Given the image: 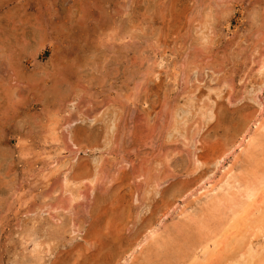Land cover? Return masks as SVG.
Returning <instances> with one entry per match:
<instances>
[{"label": "rangeland", "instance_id": "374dc122", "mask_svg": "<svg viewBox=\"0 0 264 264\" xmlns=\"http://www.w3.org/2000/svg\"><path fill=\"white\" fill-rule=\"evenodd\" d=\"M1 22L0 264L166 260L161 242L177 248V228L229 187L263 121L264 0H0ZM91 126L96 147L79 150L75 128Z\"/></svg>", "mask_w": 264, "mask_h": 264}, {"label": "bare ground", "instance_id": "6f19581e", "mask_svg": "<svg viewBox=\"0 0 264 264\" xmlns=\"http://www.w3.org/2000/svg\"><path fill=\"white\" fill-rule=\"evenodd\" d=\"M151 7V6H150ZM226 8V7H225ZM227 9V8H226ZM88 15V14H87ZM219 15V14H217ZM82 16V15H81ZM10 17V16H9ZM213 17V16H212ZM85 18V17H84ZM206 19V18H205ZM17 21V20H16ZM206 21V20H205ZM209 21V19H208ZM4 22V21H2ZM2 22L0 24V33H1V38L2 39L0 41V50L2 53V50H4L8 45H7V41L12 37L11 35H9V33L5 32V26L2 25ZM207 22V21H206ZM14 23V21H13ZM16 24V23H15ZM13 25V29L14 26ZM45 24V23H44ZM56 24V23H55ZM202 24V23H201ZM9 25V24H8ZM18 25V24H16ZM39 25V24H38ZM81 25V24H80ZM204 25V24H203ZM210 25V24H209ZM10 26V25H9ZM70 26V25H69ZM8 27V26H7ZM16 27V26H15ZM54 27V26H53ZM204 27V26H203ZM18 28V26H17ZM20 28V27H19ZM136 28V27H135ZM208 28V27H207ZM208 30V29H207ZM14 31V30H13ZM12 31V32H13ZM18 31V30H17ZM15 31V32H17ZM14 32L15 38L13 37V39L15 40L14 43L16 45H20L21 47L24 45L23 42H21L18 38H17V34ZM147 32V31H146ZM130 33V32H129ZM13 35V34H12ZM13 35V36H14ZM11 36V37H10ZM189 37V36H188ZM202 37V36H201ZM209 39V38H208ZM26 40V39H25ZM199 40V39H198ZM10 41V40H9ZM212 41V40H211ZM101 42V41H100ZM9 43V42H8ZM208 43V42H207ZM12 44V43H11ZM131 44V43H130ZM15 46V45H14ZM12 47V46H11ZM124 47V46H123ZM184 47V45H183ZM9 48V47H8ZM19 48V47H18ZM7 49V48H6ZM12 50H14L13 48H10ZM9 50V49H8ZM15 50H17L15 48ZM21 51V50H20ZM5 51H3L4 53ZM12 52V51H11ZM123 52V51H122ZM6 53H8V51H6ZM16 53V52H15ZM18 53V52H17ZM16 53V54H17ZM23 53V52H22ZM5 54V53H4ZM11 54V53H10ZM9 54V55H10ZM3 55V54H2ZM1 56V55H0ZM6 56H8L6 54ZM11 56V55H10ZM12 57V56H11ZM70 58V57H69ZM3 59V58H2ZM9 59V58H8ZM13 59V58H12ZM72 59V58H71ZM75 59V58H74ZM91 59V58H89ZM264 59V58H263ZM14 60V59H13ZM19 60V59H18ZM61 60V59H60ZM70 60V59H69ZM76 60V59H75ZM16 61V60H15ZM185 61V60H184ZM1 62V60H0ZM3 62V60H2ZM1 62V64H3ZM4 62L5 59H4ZM8 62V60H7ZM6 62V63H7ZM12 62V61H10ZM10 62H8L9 64H11ZM186 62V61H185ZM7 63V64H8ZM62 63H64L62 61ZM190 63H192V60H190ZM0 64V65H1ZM185 64V63H184ZM196 65V63H194ZM178 65V64H177ZM190 66V65H189ZM192 66V65H191ZM66 67V65H65ZM72 68V67H71ZM263 68V69H262ZM70 69V68H69ZM39 70V69H38ZM184 70V69H183ZM261 70H264V62L261 66ZM65 71V70H64ZM36 72V71H35ZM57 72V70H56ZM67 72H69L67 70ZM151 72V71H150ZM215 72V71H214ZM4 74V73H2ZM98 74V73H97ZM149 74V73H148ZM155 74V73H154ZM1 75V73H0ZM31 75V74H30ZM39 75V74H38ZM37 75V76H38ZM3 76V75H1ZM0 76V77H1ZM41 77V76H40ZM39 77V78H40ZM3 78V77H2ZM31 78V77H30ZM63 78V77H62ZM67 78V77H66ZM59 79V78H58ZM152 79V78H151ZM220 79V77H219ZM3 80H5L3 78ZM38 80V79H37ZM55 80V79H54ZM61 80V79H60ZM188 80V79H187ZM186 80V81H187ZM42 81V80H41ZM64 81V80H63ZM66 82V81H64ZM68 82V81H67ZM57 83V82H56ZM72 83V82H71ZM223 83V82H222ZM4 84V83H3ZM55 84V82L53 83ZM59 84V82H58ZM63 84V83H62ZM65 84V83H64ZM82 84V83H81ZM197 84V83H195ZM70 85V83H69ZM198 85V84H197ZM5 86V84L3 85ZM68 86V85H67ZM71 86V85H70ZM73 86V85H72ZM222 86V84H221ZM12 87V86H11ZM36 87V86H34ZM66 87V86H65ZM216 87V85H215ZM214 87V88H215ZM223 87V86H222ZM221 87V88H222ZM62 88V87H60ZM69 88V87H68ZM67 88V89H68ZM190 88V87H189ZM196 88H198L196 86ZM220 88V87H219ZM1 89V88H0ZM64 89V88H62ZM135 89V88H134ZM218 89V88H217ZM2 90V89H1ZM12 90V89H11ZM60 90V89H59ZM70 90V89H69ZM75 90V89H73ZM195 89H193L194 91ZM4 91H6V86ZM61 91V90H60ZM72 91V90H71ZM220 91V90H219ZM64 92V91H63ZM74 92V91H73ZM82 92V91H81ZM145 92V91H144ZM143 92V93H144ZM191 92V90L189 91ZM0 93H4V92H0ZM8 92H5V94ZM55 93V92H54ZM90 93V92H89ZM9 94V93H8ZM145 94V93H144ZM143 94V95H144ZM137 95V94H136ZM220 95V94H218ZM2 96V95H1ZM3 96H5L3 94ZM45 96V95H44ZM76 95L74 94V97ZM128 100H132V96H128L126 95ZM7 97V96H6ZM5 97V98H6ZM145 97V96H144ZM142 98L141 103H146L147 97ZM11 98V97H10ZM41 98V97H40ZM44 99V97H42ZM41 98V99H42ZM70 98V97H69ZM136 98V97H135ZM138 99V98H137ZM140 99V98H139ZM64 100V98H63ZM74 100V99H73ZM54 101V100H53ZM68 101V100H67ZM117 101V100H116ZM120 101V99H119ZM133 101V100H132ZM18 102V101H17ZM60 102V101H59ZM139 102V101H138ZM82 103V102H81ZM110 103V102H109ZM121 103V104H120ZM115 102L112 105L113 108H116V105L120 104L123 105L122 102ZM207 103V102H206ZM12 104V103H11ZM62 104V103H61ZM106 104V103H105ZM220 104V103H219ZM10 105V104H9ZM65 105V104H64ZM80 105V104H79ZM205 106V105H204ZM207 106V104H206ZM219 106V105H218ZM70 107V106H69ZM60 108V107H59ZM111 108V107H110ZM109 107L107 108L108 110L110 109ZM203 108V107H202ZM212 108V107H209ZM107 109H105L102 113L101 112H95L93 110V112H95V114H93L95 121H104L108 116L107 114ZM186 110V109H185ZM211 110V109H209ZM217 110V109H216ZM111 113H114V109L111 108V110H109ZM118 111V109H117ZM117 111L115 112L117 114ZM174 111V110H173ZM89 112V111H87ZM91 113H93L92 111H90ZM121 112V111H120ZM176 112V111H175ZM81 113V111H80ZM99 113H101L99 115ZM110 113V114H111ZM201 113V112H200ZM90 114V113H89ZM88 114V115H89ZM223 114V113H222ZM87 115V113H86ZM205 115V114H204ZM218 116V115H216ZM81 117H84V114H81ZM118 117V115H117ZM175 116H173L174 118ZM88 118V117H87ZM112 117H110V119H108V121L111 120ZM69 123L70 121H72L71 116L66 118ZM82 119V118H81ZM119 119V118H118ZM178 119V118H177ZM190 119V117H189ZM243 119V117L241 118ZM74 120V119H73ZM263 120V121H262ZM262 122L257 125V127L254 129L253 132H257L256 135L255 133H252V137L249 140V143H247V145L250 147V149L247 148V151L245 153L246 156H248L245 164H244V168L240 169V173L236 176V178L233 180V182L231 184H229V187L222 190L220 193L218 194H214V196H212V198H210L205 204L204 206L201 208V210L199 211V213H197L194 216H190L191 217V222L186 224V223H182L183 224V228L182 225L177 228V235L175 236H179L178 239H180V235H179V230L182 233L183 239L181 238L179 242L180 245H177V248H175L174 250H172L171 246L172 243L170 244L167 240H165V242H161V250L164 252L163 255H165V259L163 261L160 262H156L157 264H180L181 261H186L189 260V264H264V118H262ZM107 121V123H108ZM171 121V120H170ZM176 121V120H175ZM183 121V119H182ZM98 122V123H99ZM105 122V121H104ZM112 122V121H111ZM116 122V121H115ZM177 123V122H176ZM215 123V122H214ZM95 124V123H94ZM172 124V123H171ZM171 124H169L171 126ZM90 125V124H89ZM108 126V128L111 126L110 123L106 124ZM116 125V124H115ZM168 125V124H167ZM168 125V126H169ZM220 125V124H219ZM72 126V125H71ZM118 126V125H116ZM180 127V126H177ZM104 128V127H103ZM181 128V127H180ZM183 128V127H182ZM181 128V129H182ZM80 129V128H79ZM97 128L95 126H91L89 128H85L83 133H80L79 130H77V128H75L76 131L74 136H76V140L78 145L79 150L82 149H86L87 148H93L96 147L93 143V139L98 138V136L96 137V135H98L97 131H96V135H95V131ZM185 129V128H184ZM191 129V128H190ZM117 130V129H116ZM179 130V128H178ZM183 130V129H182ZM186 130V129H185ZM200 130V129H199ZM100 131V130H99ZM181 131V130H180ZM260 131V132H259ZM114 132V131H113ZM177 132V130H176ZM184 132V131H183ZM1 133V132H0ZM182 133V132H181ZM185 133V132H184ZM183 134V133H182ZM169 135V134H168ZM188 135V134H187ZM177 136V135H176ZM116 137V136H115ZM170 137V136H169ZM72 138V137H71ZM185 138H186V134H185ZM187 138H189V136H187ZM191 138V137H190ZM4 139V138H3ZM169 139V138H168ZM193 139V138H192ZM107 140V139H106ZM166 140V139H165ZM115 141V140H114ZM168 141V140H167ZM186 142V141H185ZM248 142V141H247ZM97 144V143H96ZM106 144V143H105ZM108 146V145H107ZM94 149V148H93ZM98 149V147H97ZM92 150V149H91ZM171 150V149H170ZM169 150V151H170ZM182 151V150H181ZM115 152V151H113ZM221 156L218 155L217 157H214V160L216 158H219ZM239 159V156H237ZM246 159V157L244 158ZM177 160V159H176ZM198 164L202 163V164H207L208 161L207 160H200V159H196ZM196 160H194V162H196ZM113 162V161H112ZM155 162V161H154ZM193 162V161H192ZM196 162V163H197ZM118 163V162H116ZM77 164V163H76ZM89 164V163H88ZM91 164V163H90ZM194 163H192L193 165ZM197 164V165H198ZM70 165V164H69ZM156 165V164H155ZM166 165V164H165ZM79 166V165H78ZM168 166V165H167ZM174 166V165H173ZM175 167V166H174ZM80 168V167H79ZM87 168V166L85 167ZM89 169V168H88ZM170 169V168H169ZM168 169V170H169ZM196 170V165H193L192 168H189V170ZM229 170H232V168L230 167ZM71 171V170H70ZM86 171V170H85ZM84 171V172H85ZM90 172L92 171L91 169L89 170ZM95 171V169H94ZM102 171V169L100 170ZM81 172V171H80ZM119 172V171H118ZM94 172H92L93 174ZM117 173V172H116ZM187 173V172H186ZM192 173V172H191ZM64 174V173H63ZM76 174V173H75ZM80 174V173H79ZM83 174V173H82ZM80 174V175H82ZM90 174L88 173V176ZM94 175V174H93ZM97 174H95L94 176H92L91 178V182H93V179H97L98 177H96ZM102 175V174H101ZM108 175V174H107ZM140 175H145L146 177V183L145 186L146 187H150L149 185L151 184V186L153 185V182L155 179L151 180L150 174H148L147 171H140L136 177L140 176ZM163 175V174H162ZM69 176V175H67ZM105 176V175H104ZM110 176V175H109ZM96 177V178H95ZM144 177V178H145ZM150 177V179H149ZM65 178V177H64ZM89 178V177H88ZM102 178V177H101ZM153 178V177H152ZM155 178V177H154ZM76 179V178H73ZM79 180V179H78ZM71 180L67 178H65V186L67 183H69ZM90 181V180H89ZM96 181V180H95ZM64 182V181H62ZM73 182V181H72ZM98 182V181H97ZM95 183V182H94ZM76 184V183H75ZM102 184V183H101ZM156 184V183H154ZM73 185V184H72ZM144 185V184H143ZM76 186V185H75ZM83 186V185H82ZM92 186V185H91ZM101 186V185H100ZM104 186V185H103ZM155 186V185H154ZM158 186V185H157ZM175 184H171L170 187H168V190H172L174 188ZM77 187V186H76ZM87 186H85L86 188ZM90 187V186H89ZM67 188V187H65ZM92 187H90L89 189H91ZM95 187H93L94 189ZM107 188V187H106ZM87 189V188H86ZM96 189V188H95ZM146 190L143 191L145 192V194L149 191V188H145ZM158 189V188H157ZM156 189V190H157ZM144 190V189H143ZM151 190V189H150ZM68 191V190H67ZM82 191V190H81ZM80 191V192H81ZM116 191V190H114ZM147 191V192H146ZM171 191V192H172ZM69 192V191H68ZM78 192V191H77ZM79 192V194H80ZM106 192V191H105ZM157 192V191H156ZM170 192V191H169ZM74 195L76 196L77 193L73 192ZM113 193V192H112ZM72 194V193H71ZM82 195V193H81ZM170 195V194H169ZM73 196V195H72ZM74 196V197H75ZM146 196V195H145ZM147 197H143V200H145ZM169 198V197H168ZM97 202V201H96ZM68 203V202H67ZM143 204V202H141ZM118 205V204H117ZM140 206V205H139ZM119 207V206H117ZM127 207V206H126ZM124 207V209L126 208ZM129 207V206H128ZM127 207V208H128ZM62 209V208H61ZM126 210H131V209H126ZM139 212V211H137ZM126 213V212H125ZM130 213V212H128ZM113 214V213H112ZM115 215V214H114ZM113 215V216H114ZM138 215V214H137ZM191 215V214H190ZM120 217V216H118ZM117 217V218H118ZM126 217V216H125ZM115 218V217H114ZM123 218V217H121ZM60 219V218H58ZM146 219V218H145ZM144 219V220H145ZM110 220V219H109ZM112 220V219H111ZM120 220V219H119ZM118 220V223H119ZM149 220V219H148ZM186 220V219H185ZM55 221V220H54ZM72 221V220H71ZM108 221V220H107ZM135 221V220H134ZM188 221V220H187ZM113 222V221H112ZM132 222V221H131ZM147 222V221H146ZM189 222V221H188ZM52 223V222H51ZM56 222H54L55 224ZM58 223V222H57ZM111 222L109 221V224ZM128 223V222H127ZM126 223V224H127ZM135 223V222H134ZM50 224V223H49ZM60 224V223H59ZM75 224V223H74ZM115 227H121L123 226V224L120 226H118L115 222ZM120 224V223H119ZM51 225V224H50ZM72 225V224H71ZM83 225V224H82ZM59 226V225H58ZM74 226V225H73ZM79 229L81 227V225H78ZM78 226H75L76 228ZM103 226V225H102ZM111 229V224L109 225ZM128 226V225H127ZM152 226V222L151 220L148 221L147 223H145L144 225V231L145 228H149ZM69 227V226H68ZM117 227L114 229L113 226V231L111 229V233L113 235V237H115V235L119 232V228L117 229ZM124 227V226H123ZM123 227H121V229H123ZM67 228V227H66ZM71 228V226H70ZM75 228V229H76ZM106 228V227H104ZM141 228V227H140ZM108 229V227H107ZM135 229V228H134ZM137 229V228H136ZM179 229V230H178ZM72 230V229H71ZM78 230V229H77ZM139 230V229H138ZM64 231V230H63ZM98 231V230H96ZM103 231V230H102ZM101 231V232H102ZM99 232V231H98ZM176 232V230H175ZM174 232V233H175ZM25 233V231L23 232ZM59 233V232H58ZM87 233V232H86ZM95 233V232H94ZM114 233V234H113ZM125 233V232H124ZM157 233V232H156ZM91 234V233H90ZM100 234V232H99ZM109 234V235H110ZM129 233H127L128 235ZM158 234V233H157ZM169 234H171L169 232ZM92 235V234H91ZM108 235V236H109ZM120 234L116 235V240H114L115 242L119 241L117 239L118 236ZM124 235V234H123ZM156 235V234H155ZM154 235V237H155ZM100 236V235H99ZM102 236V235H101ZM170 235H168L169 237ZM173 237V235H171ZM174 236V237H175ZM74 237V236H73ZM92 237V236H91ZM104 237V236H102ZM167 237V238H168ZM93 238V237H92ZM151 238V236H150ZM156 238V237H155ZM176 238V237H175ZM52 239V238H51ZM96 239V237H95ZM114 239V238H113ZM153 239V237H152ZM91 240V239H90ZM105 240V239H104ZM108 240V239H107ZM110 240V239H109ZM156 240V239H153ZM174 240V239H173ZM85 241V240H84ZM98 241V240H97ZM103 241V239H102ZM113 241V240H112ZM176 241V239L174 240V242ZM105 242V241H104ZM103 242V243H104ZM121 242V241H120ZM152 242V240H151ZM171 242L172 239H171ZM98 243V242H97ZM106 243V242H105ZM119 243V242H118ZM99 244V243H98ZM152 244V243H151ZM176 244V243H175ZM86 246H89L87 244H85ZM108 246H110L109 244H107ZM92 246V245H91ZM148 246H150L148 244ZM78 247V246H77ZM107 247V246H106ZM153 247V244H152ZM158 247V246H157ZM160 247V246H159ZM201 248L202 250V255L200 254H196V250L198 248ZM103 248V246L101 247ZM119 248V247H117ZM151 249V247H148ZM154 248V247H153ZM203 248V249H202ZM87 249V248H86ZM90 249V248H89ZM121 249V248H120ZM129 249V248H128ZM142 249V248H141ZM156 249V248H155ZM154 249V250H155ZM110 250V249H109ZM113 250V248H112ZM144 248L142 249L143 252ZM146 250V248H145ZM153 250V249H151ZM153 250V251H154ZM172 250V251H171ZM48 251V249H47ZM101 251V250H100ZM114 251V250H113ZM141 251V250H140ZM157 251V250H156ZM171 251V252H170ZM80 252V251H79ZM102 252V251H101ZM119 252V251H117ZM122 252V251H121ZM155 252V251H154ZM153 252V253H154ZM86 253V252H85ZM96 253V252H95ZM100 253V252H99ZM108 253V252H107ZM106 253V254H107ZM111 253V251H110ZM149 253V251H148ZM152 253V254H153ZM158 253V251L156 252ZM161 253V252H160ZM92 254V253H91ZM114 254V253H112ZM121 254V253H120ZM124 254V253H122ZM121 254V255H122ZM83 255V253H82ZM97 255V254H96ZM120 255V257H121ZM157 255V254H156ZM107 256V255H106ZM119 256V255H118ZM139 256V255H138ZM113 257V256H112ZM100 257H98L99 259ZM107 258V257H105ZM118 258V257H117ZM96 260V258H94ZM157 259V256H156ZM155 259V260H156ZM101 260V259H100ZM106 260V259H105ZM104 260V261H105ZM118 259H116L117 261ZM133 260V259H132ZM154 260V261H155ZM158 260H160V258H158ZM88 261V260H87ZM90 261V260H89ZM93 261V260H92ZM114 261V260H113ZM115 262V261H114ZM184 263V262H183ZM127 264V263H126ZM146 264V263H145Z\"/></svg>", "mask_w": 264, "mask_h": 264}]
</instances>
